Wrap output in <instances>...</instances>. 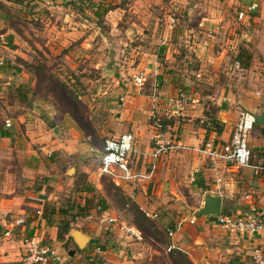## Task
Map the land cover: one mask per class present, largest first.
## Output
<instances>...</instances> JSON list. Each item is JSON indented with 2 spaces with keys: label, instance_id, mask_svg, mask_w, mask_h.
<instances>
[{
  "label": "crops",
  "instance_id": "1",
  "mask_svg": "<svg viewBox=\"0 0 264 264\" xmlns=\"http://www.w3.org/2000/svg\"><path fill=\"white\" fill-rule=\"evenodd\" d=\"M159 4L160 11L155 8ZM168 5L172 11L165 0H0L1 22H9L4 10L13 6L35 19L46 33L43 52L59 48L67 53L69 45L79 43L92 55L97 46L92 68L106 74L120 101L112 135H132L129 168L146 176L119 181L102 174L101 149H89L99 166L89 165L84 149L70 146L76 134L72 130L64 137L52 127L59 139L51 147L47 130L35 134L25 111L0 120V264H20L26 238L54 250L56 257L47 264H140L155 252H150L154 244H163L170 260L180 253L192 264H255L256 253L264 251V229L255 235L230 232L216 225V216L199 214L204 196L212 194L221 197L220 215L241 216L255 208L264 224V175L224 163L214 173L197 151L207 140L216 146L229 143L241 111L264 113V102H259L264 99V0H170ZM252 5L255 10L248 11ZM239 12H245L241 20ZM6 33H0V46ZM244 49L251 56L248 69L236 61ZM191 58L197 71L187 68ZM141 69L147 76L138 91L132 77ZM213 108L214 118L223 124L220 133L206 123L205 112ZM16 122H22L25 138L18 137ZM259 132L258 127L249 138L253 166L264 164ZM157 136L174 148L154 161ZM59 153L74 157L79 169L56 170ZM123 199L142 213L157 214V234L147 233L152 245L147 241L144 247L140 229L117 220L113 206H121ZM93 206L99 220L91 221ZM17 220L24 222L18 225ZM61 223L71 231L58 239ZM122 227L138 230L142 240ZM73 230L88 237L82 249L70 236Z\"/></svg>",
  "mask_w": 264,
  "mask_h": 264
},
{
  "label": "rangeland",
  "instance_id": "2",
  "mask_svg": "<svg viewBox=\"0 0 264 264\" xmlns=\"http://www.w3.org/2000/svg\"><path fill=\"white\" fill-rule=\"evenodd\" d=\"M168 2L170 0H165L167 10L170 11ZM160 4L155 7L158 11L161 10L160 8L163 5ZM11 8L15 9L4 10L9 16L10 23L0 21V33L3 30L7 31L6 34L2 35L4 40L0 46V61L3 64L0 66V72L4 75L0 77L1 86L4 88L3 91H0V96L3 97L2 100L0 98V109H2L1 112L3 111L0 120L4 123L5 119L10 120V116H15L18 112L25 111V114L29 113L27 117L32 118L29 122L32 124L30 128L35 131V134L38 133L37 131L42 133V129L47 130L51 147H54L59 139L53 133L52 127H57L58 131L61 132V136L64 137H68L66 133L69 130L75 131L76 134L73 136V142L70 146L82 147L89 165L91 164L95 168L98 167L99 162L89 149L91 147L101 149L105 139L114 137L112 127H114L116 113L120 109V101L114 93L113 83L108 82V78L104 77L106 74L101 70L95 71L92 68L93 63L98 60L99 49L94 45V51L90 55L79 43H72L69 45L67 53L59 48L53 49L51 52H43L45 51L43 40L46 33H43L35 19L24 14L19 6ZM50 53H52V56ZM127 53L129 55L130 52ZM127 53H124V56ZM182 56L184 57L183 54ZM193 76L191 75V77ZM204 92L214 93L213 90H205ZM23 98L25 100H22ZM259 102H264L263 97L259 98ZM252 103L255 105L256 101ZM250 111L248 112L254 116L259 115L258 112H260V110ZM33 117L40 118L44 122L40 123L39 120H35ZM40 125L42 128L39 129ZM14 129L20 139H22V134L25 138L22 122H16ZM256 132H258L257 126L251 133ZM261 137L264 139V136ZM26 139L27 142H30L28 136ZM64 140H67V138H64ZM251 144L250 141L249 148L252 152ZM31 147L36 150L35 145H31ZM53 158L49 159L53 161ZM72 158L74 159V157L59 153L54 160L56 170L61 171L71 167L76 172L78 166L74 167ZM114 199L115 201L119 200V196L116 195ZM128 200L123 199L121 206L117 202L113 206L120 215L117 220L126 222L127 225L133 224L140 229L142 235L146 238L145 247L149 242L148 232L139 226L135 217L134 205ZM194 203L188 204L194 205ZM94 210L95 206L90 209L91 221L93 219L99 220L101 217ZM142 214L144 215V213ZM147 219L153 224H156L159 220L157 218L156 220ZM162 236L163 234L160 233L158 238L162 239ZM149 243L151 244V242ZM153 251L155 252L152 253ZM150 252L152 254L146 258L151 259V261L144 262L145 258L140 261V264H176L174 260L167 258L166 247L163 244L152 245Z\"/></svg>",
  "mask_w": 264,
  "mask_h": 264
},
{
  "label": "built area",
  "instance_id": "3",
  "mask_svg": "<svg viewBox=\"0 0 264 264\" xmlns=\"http://www.w3.org/2000/svg\"><path fill=\"white\" fill-rule=\"evenodd\" d=\"M255 8L256 6L252 5L248 11H253ZM244 16L245 12H239L237 15L239 20L244 18ZM170 24H175L173 17L170 19ZM146 76V69L138 70L133 75L132 83L138 91L142 90ZM5 125L7 127L10 126L9 120L5 121ZM254 125L255 116L248 111H241L229 143L216 146L213 140H207L202 148L197 149L199 153L204 154L207 158L210 170L216 173L219 170L220 163H224L238 168H252L256 174L264 175V164L256 166L251 164L249 138ZM132 141L133 137L129 133L104 140L100 152V171L102 174L111 176L114 180L119 181H136L146 177L145 175L133 173L129 168L127 157L132 150ZM154 142L155 147L152 153L154 161L174 148L166 144L161 136H157ZM176 148L182 150L189 149L185 146H177ZM244 199L248 200L249 196H245ZM99 209L97 207V210ZM144 215L149 219L157 217V214L147 212H144ZM112 221L111 219L109 220V222ZM23 222V220L16 221L18 225ZM190 223L193 224L194 221L191 220ZM215 223L226 231L247 235H255L264 229L262 214L255 208H251L249 212L241 216H216ZM122 229L136 240H142L141 233L138 230L129 227H122ZM168 235L173 236V232L168 231ZM23 247L24 253L20 264H47L56 257L54 250L47 245L41 244L36 238L24 239ZM254 261L255 264H264V251L257 252L254 256Z\"/></svg>",
  "mask_w": 264,
  "mask_h": 264
},
{
  "label": "trees",
  "instance_id": "4",
  "mask_svg": "<svg viewBox=\"0 0 264 264\" xmlns=\"http://www.w3.org/2000/svg\"><path fill=\"white\" fill-rule=\"evenodd\" d=\"M250 60H251V56L245 49L240 50L239 54L236 57V61H238L239 65L242 69H248L249 68ZM29 67H31V66H29ZM187 68H189V70H191V71H197V69H198L197 64L194 60H192V58L190 60V63L187 65ZM22 100H25V99L23 98ZM210 112L211 113L205 112V116L208 118L206 123L208 125L213 126V129L215 132H217V133L222 132L223 131V124L214 118L215 113H216V109L213 108V109H211ZM207 124H204V126L206 127ZM256 126L259 127L260 134H262L261 136H264V127H261L260 125L255 124L254 128ZM254 128H253V130H254ZM207 131H209V129H207ZM103 208L101 209V212L103 211ZM133 208H134L135 217L137 218L139 226L142 227L143 229L147 230L148 233L151 232L153 234V236L156 235L157 234L156 225L153 224L152 222H149V220L142 214V212L137 207H133ZM262 218H263V216H262ZM70 231H71V227L69 226V224H66V223L59 224L58 225V239H62L63 236L67 235ZM174 261L176 262V264H192L184 255H182L180 253H175Z\"/></svg>",
  "mask_w": 264,
  "mask_h": 264
},
{
  "label": "water",
  "instance_id": "5",
  "mask_svg": "<svg viewBox=\"0 0 264 264\" xmlns=\"http://www.w3.org/2000/svg\"><path fill=\"white\" fill-rule=\"evenodd\" d=\"M255 124L264 127V113L255 116ZM58 130L55 128L54 132ZM199 214L205 216H219L221 214V197L212 194H206L203 199V206ZM71 238L79 249H82L88 241V237L77 230L70 233Z\"/></svg>",
  "mask_w": 264,
  "mask_h": 264
}]
</instances>
